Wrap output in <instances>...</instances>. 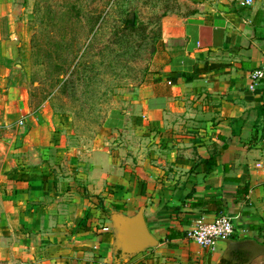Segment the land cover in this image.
<instances>
[{
	"label": "crops",
	"instance_id": "crops-1",
	"mask_svg": "<svg viewBox=\"0 0 264 264\" xmlns=\"http://www.w3.org/2000/svg\"><path fill=\"white\" fill-rule=\"evenodd\" d=\"M189 2L193 10L174 18L170 29L167 68L136 99L142 131L152 128L155 139L139 146L138 160L128 155L134 168L107 153L99 177L94 171L99 168L91 170L101 183L97 190L107 185L124 210L122 222L97 235L99 243L87 240L96 248L90 264H107L115 241L131 251L141 231L143 264H264V254L245 261L243 253H230L225 241L207 249L186 237L166 238L168 227L187 231L198 220L224 213L234 225L232 239L264 243V78L248 88L250 72L264 65V0ZM212 152L216 165L206 172L201 159ZM35 173L11 177V184H22L19 198L38 200L49 193V176ZM197 198L221 200L223 211L192 206ZM19 203L26 210L20 229H27L19 237L11 226L10 236H0V264H67V241L39 233L45 220L39 202L31 209L26 201ZM81 248L78 264H85Z\"/></svg>",
	"mask_w": 264,
	"mask_h": 264
},
{
	"label": "rangeland",
	"instance_id": "rangeland-1",
	"mask_svg": "<svg viewBox=\"0 0 264 264\" xmlns=\"http://www.w3.org/2000/svg\"><path fill=\"white\" fill-rule=\"evenodd\" d=\"M193 7L189 0H0V236L11 226L25 235L19 202H39L46 210L39 233L67 241V264L81 260L79 245L83 262H95L87 240L99 243L123 215L112 206L118 195L107 185L97 190L103 157L134 168L128 155L138 160L139 146L155 139L152 128L142 131L136 99L167 68L174 18ZM131 15L132 27H123ZM31 169L49 176V193L38 200L19 198L22 184L10 182ZM122 246L113 243L107 264H143L144 249Z\"/></svg>",
	"mask_w": 264,
	"mask_h": 264
},
{
	"label": "built area",
	"instance_id": "built-area-1",
	"mask_svg": "<svg viewBox=\"0 0 264 264\" xmlns=\"http://www.w3.org/2000/svg\"><path fill=\"white\" fill-rule=\"evenodd\" d=\"M241 5H248L252 0H239ZM264 78V65L253 69L249 74L248 88L253 90ZM234 225L232 219L220 213L211 220H198L186 231V238L193 240L203 248H212L217 241L232 238Z\"/></svg>",
	"mask_w": 264,
	"mask_h": 264
},
{
	"label": "trees",
	"instance_id": "trees-1",
	"mask_svg": "<svg viewBox=\"0 0 264 264\" xmlns=\"http://www.w3.org/2000/svg\"><path fill=\"white\" fill-rule=\"evenodd\" d=\"M132 22V19L127 17L124 19V26L125 28L130 26V23ZM134 26V25H133ZM122 27V28H123ZM132 27V25L130 26ZM216 152L210 153V155L207 158L201 159V162L203 166L205 167L206 172H211L213 167L216 165ZM113 208L117 210H124V207L120 203H113ZM192 206H202L205 208H209L210 210L214 211L215 213H220L223 211L224 203L221 200H206L203 198H197L195 202L192 203ZM169 232L166 234L167 239L172 238H179V237H185L186 231H177L176 229H173L171 227H168Z\"/></svg>",
	"mask_w": 264,
	"mask_h": 264
},
{
	"label": "water",
	"instance_id": "water-1",
	"mask_svg": "<svg viewBox=\"0 0 264 264\" xmlns=\"http://www.w3.org/2000/svg\"><path fill=\"white\" fill-rule=\"evenodd\" d=\"M133 16L131 15V19L133 20ZM123 216V215H121ZM120 217V222H122L123 217ZM144 231L141 233H137L135 239L133 240L132 247L130 250H133L134 246L141 247L142 246V239L145 237ZM227 244L228 251L230 253L241 252L244 255L245 261H249L252 257L258 254H264V243H259L254 239L246 238V239H226L224 240ZM134 251V250H133Z\"/></svg>",
	"mask_w": 264,
	"mask_h": 264
}]
</instances>
